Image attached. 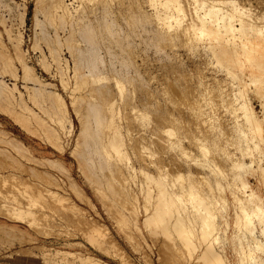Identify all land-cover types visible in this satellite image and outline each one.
<instances>
[{
  "label": "rangeland",
  "instance_id": "1",
  "mask_svg": "<svg viewBox=\"0 0 264 264\" xmlns=\"http://www.w3.org/2000/svg\"><path fill=\"white\" fill-rule=\"evenodd\" d=\"M43 1H45V0H43ZM43 1L40 0V3ZM47 1L43 2V4H42L43 7L41 5V7H42V9H41V7H37L40 4H38L37 6L34 5V0H0V34H1L0 46H3V47L6 46L5 49L4 48H2V50L0 49V51L2 52V53L0 52V55L2 54V56H0L1 57L0 58V89H1L0 90V97L3 96L2 98H0V176H1L0 178H2L1 179L2 182L0 181V264H55V263L56 264H61V263L62 264L63 263L64 264H78L80 262H82L81 264H92L91 261L93 259H96V258L98 260H100L99 262L107 261L108 264H126V263L127 264H199L198 260H196L197 259L196 257H197V255H199V252H200L201 248L204 246L205 242H203V243L201 242L199 244V247H197L194 250V252H192L191 256H189L186 251L184 252V251H182V249H174V247H172L173 245L175 246V244H179V242H180V241H178V238L175 235H174V237H175L174 243L172 245L171 242H168L169 238H167V236L165 237L163 235L164 233L162 234V233L156 232V231L152 232L149 230L150 227H148V230H147L146 229L147 226H145V224H144L145 227L143 226V223H144L143 218H145V216H147V213L152 211L154 205H151V204L154 201H150V205H149V202H145V199L143 198L142 194L138 191L136 186H134L135 180L142 178L141 176L136 174V175H133L134 178L132 176L130 178V176H129L127 179V183L129 186L125 190L126 191L125 195L130 198V199H128L130 201H126L127 203L129 202L128 204L124 201L126 204L124 207H122V204L120 203L121 201L118 202L119 198H115L118 195L116 193L120 187L117 184H115V185L112 184L113 188H114V189H112V188H110V186L112 187V185H110V184L114 182L112 180H114L113 179L114 178V172H115V170H117L118 166H117V168H116V166L114 167V165H115L114 162H110L112 160H108L110 158H107L106 156H104V154H102L100 152L99 144L89 143L88 145H86L84 143L86 138L80 137V130L78 127L80 122L78 120V116L75 115L74 111H72V105L70 103V95H69L70 89H71L70 83H71V81L73 82V79H74L73 75L75 74L76 70H77L76 74H78V75H84L86 72H92L93 75H95V74L98 75L97 77L95 76L96 78H99V76H101L100 78L105 77V76L108 77V78L105 77V78H107L106 80L105 79L101 80L100 78L97 80L95 77H93V82L90 83L91 85L88 84L89 86H91V88L88 85L86 86V84L88 82L83 83L85 78H81L82 80H79V81H82V83L80 82L82 84V86L85 85L84 88L86 90L82 89L83 87L78 85L79 89H80V87H82L81 88L83 90L82 92H85V91H88L91 89L93 91L91 93H93V94L95 93L94 95L92 94L93 98H91L89 100V103H91L92 106L95 107L94 110L88 108V105H87L88 100L85 99V97L82 99H79L78 103L76 102V104L78 106V110H79L80 115H81L80 118L82 121L86 120L87 122L92 124V122L94 120H96L97 116H101V113L102 114L105 113V108L104 107H103V109L100 108V106L102 107L101 103H103V102H101V101H102L104 96L106 98V99L104 98V102H106L108 99L112 100V98H114L115 100H117L116 102L114 101L115 107L116 106L122 107V111H120V112H121V114L123 113V120H121L120 124H119L120 130L125 131V128L132 129V127H133V129L136 128L135 130L137 131V130H139L138 127L140 126V130L142 128L141 132L143 133L142 135L144 137V140L147 139V137L148 138L150 137V132L152 131V128L155 130V128L152 126H156V124L158 126V124L160 123V118L162 119L163 117H169V119H171V121L162 122V124L160 126L169 125L172 128L174 127V129H177V134L174 137L172 136V139L174 141H177L179 146L177 147V145H176V147H165L162 142H159L158 144L153 143L150 146L156 150V153H154L155 155L150 157V159L148 158V160L150 162L162 163L163 165L167 164L169 168L167 166H165L166 170H164V172H171L172 171V173H174L175 170L180 169V171H182V173H183L184 179H186V178L189 179V177L190 178L192 177V179L195 182L197 181L196 183L200 185L199 187L202 188L203 193L210 194V192H215L218 195L219 192L216 189H212L210 187L213 183H215L214 179H216V180L218 179V176H216L215 173L210 174L209 171L202 168V166L200 165L201 164L200 161H194L193 158L194 157L199 158V160H201L203 158L201 155L202 152L198 148L197 139L199 138L198 140L204 142L205 144H208V147L210 149L209 152L211 154L208 153L206 158H208L210 161H212L215 166L221 167L220 169H222L221 172L223 173V176L224 175L226 176V177L224 176L225 178L223 181H228L230 179L231 174L233 173V170L229 165H231V161L234 158L236 159L239 156V149L236 147L237 146L236 142H238L237 140L239 138V136H237L238 129H236V128H238L237 122L239 119L236 122V119L234 116L235 115L234 112H236V110H234V107L237 104L234 105V102H233L234 99L237 98V96L231 97L232 95H234V93H232L233 92L232 91V89H233L232 84L236 83L238 81V77L243 76L242 71H240L239 68L236 66L234 68V71H232V73H231L232 76H228L231 74L225 73V71H223V69H225L224 64H228V63L221 64L220 62L219 63L216 62V60H215L216 56L215 55L210 56V53L208 51H206V49H204L205 48L203 45L204 41L200 40L198 42V40L200 38L198 40L196 39L197 42H195L194 38L191 39V37H193L194 34L184 31V29H182L183 24H181V26H179L180 28L172 30L173 32L169 31L170 34L165 33V31L162 32L161 27H159V25H157L158 24L157 21H155V19L152 20V18H151L154 15V13L152 14V11H155V10H153V8H149L150 5H147L148 4V3H146L147 0H138V1L137 0H130L132 4L129 2V0H127V1L126 0H120V1L119 0H116V1L113 0L112 1V4L114 3L113 5H111V2H110V4H109V2H103L104 8L101 6L102 2H99V1L97 3L92 2V6H91V2H89V3H87L88 7L86 6V4L83 3L82 4L83 6H80L81 9H78V5H77V2L75 0H66V3L68 4L71 12H70V16H69V13H67V15L65 14L66 15V16H64L66 19V20L64 19L65 23H63L64 17L62 19H59V20H63L61 22L63 24H60V21H58V19L56 20V16L60 18L61 12L58 11L55 7L54 8L56 10H54V8L51 9V7H53V5H50V2H52V4H54L55 3L54 1H56V0H53V1L47 0ZM122 1H123V3H122ZM133 1H136V2H133ZM238 1L243 2V3H244V1H246L245 4L246 3H248V5L251 4V7L254 9L255 12H257V9H258V11H260V10L264 11V0H244V1L238 0ZM46 2H47V4H49L51 6L49 9V11H51V13H47V11L45 12V9L49 8V6H47V4L46 5L44 4ZM93 3H94V5H93ZM107 3H108V5H110L109 7L105 6V5H107ZM126 3H128V4H126ZM138 3H140V4L138 5ZM96 4L97 5L100 4L98 7L101 10H99L96 7L97 6ZM187 6L190 7L191 3H190V5L187 4ZM82 7H84L83 8L84 12H83ZM90 7L91 8L93 7L95 9V11L93 9V11H94L93 12ZM105 7L107 8L106 10H109V11H106ZM119 7H121L122 9ZM133 7H134L135 11L137 8L136 13L133 10ZM35 8H36V10H35ZM128 8H130V10H132V11H130ZM86 9H88V10H86ZM96 9H98V10H96ZM79 10H80V12H79ZM91 11H92V13H91ZM35 12H38V13L34 14ZM53 12H54L55 17L53 15H51ZM117 12H119V15H118L119 17L116 15ZM44 13L50 14L51 17L46 18V16H48V15H46V14L44 15ZM98 13H99V15H97ZM120 13H122V14H120ZM126 13H128V14H126ZM138 13H139V16L137 15ZM107 14H108V16H107ZM143 14H145V15H143ZM149 14L150 15L152 14L151 17ZM35 16L37 18H35ZM68 16H69V19L67 20ZM78 16H79V18H78ZM98 16H99V19H98ZM122 16L124 17V19ZM130 16H132V18ZM52 17H54L55 19H53ZM107 17H109L110 19ZM49 18H52V20L51 19L48 20ZM96 18H97V20H96ZM118 18H119L120 23L119 22L116 23ZM127 18L129 20H127ZM130 18L133 19V21H131ZM139 18H140V21H139ZM143 18L145 20H143ZM153 18H155V17H153ZM36 19L38 21H36ZM125 19L129 23L128 22L126 23ZM148 19H149V21H147ZM113 20H115V21H113ZM89 21L91 22V25H90ZM83 22L84 23L86 22V23L84 24ZM94 22H95V24H94ZM100 22H102V23H100ZM112 22L115 23L114 24L115 26L116 25L117 26L115 27ZM187 22L188 21H186V23ZM193 22H188L187 24H189V23L191 24ZM194 23H197V22H194ZM35 24H37V25H35ZM103 24H104V26H103ZM105 24H107V26L109 25L110 27L106 28ZM135 24H136V26H135ZM127 25H129L131 28ZM155 25H157L158 27ZM82 27H83V29H82ZM92 28H94V29H92ZM119 28L121 30H119ZM9 29H10V31H9ZM71 29H73V31H71ZM108 29L111 31V33ZM116 29L118 31H121L123 36L120 32H117ZM124 29H125V31L130 30V33L128 32L129 33L128 34L127 31H126V33H124V31H123ZM136 29H138V30H136ZM152 29L155 32H153ZM158 29H159V31H158ZM101 30H103V32ZM179 30H181V31L179 32ZM70 31L73 33L72 35H70L71 34ZM112 31H114V33ZM182 32H184L183 35H181ZM163 33H165V35ZM113 34H114V36H113ZM167 34H169L170 36H166ZM172 34H174V35H172ZM186 34H188L190 37L188 35H187L188 36L187 37ZM190 34H192V35H190ZM73 35H75L74 38H71V36H73ZM95 35H98V36H95ZM118 35H119V37H118ZM66 36H67V39H70V42H68V43H70V45L67 44V41H69V40L66 39ZM88 36H89V38H88ZM104 37L106 40L104 39ZM161 37H162V39H161ZM167 37L169 38L168 40H167ZM178 37H179V39H178ZM180 37H181V39H180ZM20 38H21V40H20ZM76 38L79 40H77ZM174 38L175 39L177 38V39L175 40ZM65 39H66V41H65ZM112 39H113V41H112ZM128 39H129V41H128ZM165 39L167 40V42ZM160 40L163 43L165 42L167 44L163 45ZM18 41H20V43H17ZM72 41H74L76 44H77V42H79L78 43L79 45H77L79 48L77 46H75L74 42L72 43ZM121 41H122V43H121ZM126 41H127L128 45H127ZM169 41H171V42H169ZM109 42H111V43H109ZM112 42L114 45H112ZM129 42H131V44ZM168 42L170 43V45ZM71 43H72V46H71ZM101 43H103V44H101ZM14 44H16L17 46L19 45V48H21V51H19L20 49L15 50L13 47L16 45H14ZM122 44H125L124 45L125 47ZM160 44H161V46H160ZM80 45H81V47H80ZM129 45H130V48H129ZM68 47H70V50ZM97 47H99V48H97ZM16 52H18L17 55H16ZM19 52H22V55H24V56H21V53H19ZM74 53H75V55H74ZM114 53H115V55H114ZM5 54H7V55H5ZM19 54H20V56H19ZM3 55L5 57L7 56L8 58H10L9 59L10 64L8 63L10 65V67L9 66L7 67L6 63L4 64V61L8 60V58L7 59L5 58V60H4ZM89 57H90V59H89ZM2 58L4 61H2ZM16 58L19 59L20 61H17ZM22 59H24V60H22ZM11 60H13V61H11ZM23 63L26 65H23ZM135 63L137 66H134ZM82 64H83V66H82ZM131 64H132V66H131ZM22 67H24L25 69L27 67V69L26 70L24 69V70L26 71V75L29 78L31 75H33L35 77L34 78L33 76H31V78H33L32 81H31V78H30V80L27 79V76L25 75L24 70H22ZM64 67H66V68H64ZM96 68L97 69L99 68L98 69L99 72L97 71ZM128 68L130 70L126 71V69H128ZM30 69L32 70V73H31ZM61 69H63V70H61ZM81 69H82V71H81ZM106 69H107V71H106ZM121 71H123V72H121ZM125 71H126V73H125ZM22 72H23V74H22ZM129 72H130V75H129ZM63 73H64V75H63ZM100 73H101V75H99ZM120 73L123 74L124 76L121 75ZM126 74H127L128 78L125 77ZM233 74H235V75L233 76ZM22 75L26 76V79ZM59 75L66 76V77H62ZM117 75L119 76V78ZM152 75H154L155 77ZM114 76L116 79L113 78ZM129 76H130V78H129ZM22 77H24L25 81H24V79H22ZM36 77H37V79H36ZM224 78H226V79H224ZM61 79H62V82H61ZM66 79H68V80H66ZM86 80H88V79H86ZM115 80H120L123 82V84L125 83L124 84L125 90L123 92L122 98L118 95V93L116 94V92L114 91V85H115L114 83H117V81L115 82ZM36 81H39L40 83H42L43 86L38 88L39 87L38 82L36 83ZM64 81H66L65 82L66 85H64ZM67 81H68V83L70 82L69 85L67 84ZM98 81H100V82H98ZM120 81H118V82H120ZM92 83H94L93 86H92ZM44 84H46V85L44 86ZM221 84H223V85H221ZM166 85L168 86V88ZM78 86H77V88H78ZM97 86L98 87L102 86L101 93H99L100 88H98ZM5 87H9V89L10 88L11 89L9 90L8 88L6 89ZM86 87L87 88L89 87L90 89L89 88L87 89ZM30 88L32 89V91H30L31 90ZM3 89H5V91ZM38 89H40V90L42 89V91H40ZM79 89L77 91H79ZM2 90H3V92L1 93ZM6 90H9L7 92L10 93V96L7 95L8 98H10V100L8 99L10 101L9 103L7 102L8 100L6 99V97H7L6 96V94H7ZM172 90H176V92L172 91ZM43 91H44V93H43ZM53 91H54V93H53ZM31 92H32V94L33 93H35V94L31 95L30 94ZM170 92L171 93L173 92L172 100H169L170 99L169 97L171 96L169 94ZM18 93H19V96H18ZM36 93L38 95H36ZM39 93H41V94H39ZM46 93H48L50 96L47 95ZM72 93H75V91ZM85 93H89V92H85ZM53 94H55V95H53ZM101 94H103V96H101ZM39 95H41V96H39ZM98 95L100 96V99H101V100L99 99L100 101L98 100V98H99ZM31 96H33V97H31ZM94 96H95V98H94ZM53 97H56L57 100H59V98H61V100H60L61 103H60V101L58 103L59 104L58 110L56 109L58 101L56 100L55 103H53L55 100V99L53 100ZM3 98H5L6 100ZM31 98L33 100H31ZM231 98H233V99H231ZM123 99L126 103L123 101ZM229 99L232 101V103ZM227 100H229V101H227ZM5 101H6V103H5ZM62 101L64 104L67 103L68 107H67V105L66 106L64 105V107L62 108L61 107L63 105ZM24 104L29 108H27ZM54 104H56V105H54ZM79 104H81L82 106ZM108 104H110V103H108ZM252 104L256 110H259L258 102L255 99H252ZM4 105L7 106L10 109V111H9V109H6L7 107H5ZM131 105L132 106L134 105L132 107V109H135L137 107L139 112H141L143 110V107L145 106L146 108L144 107V109L146 110V112L149 113L148 118H150L149 121L151 122L152 125L150 123L149 124L147 123L148 120L146 121V125L141 124V122L144 123V121H145L143 119L140 120V118L138 119L137 117H135L136 119L134 120L133 119L134 118L133 113L128 112V109H129L128 107ZM23 106H25V107H23ZM83 106H84V109H83ZM141 106H142V108H141ZM65 107H67V108H65ZM123 107H125V108L123 109ZM23 108H25V110ZM137 108H136V111H137ZM59 109H61V110L59 111ZM62 109L63 110L65 109V110L63 111ZM21 110L24 111L25 114L23 112H22L23 114H21V112H20ZM28 110L30 111L29 113H28ZM54 110H56V111H54ZM66 110H69V111H66ZM107 110H109V109H107ZM65 111L67 112L68 116L65 115V113H66ZM100 111H101V113H97ZM18 112L20 113V115ZM32 112L34 115L32 114ZM239 112H241L240 109L236 112V114ZM11 113H12V116H11ZM13 113H15V114H13ZM47 113H49L50 115ZM55 113H56V115H55ZM129 113L132 116H129L130 115ZM27 114H29V115L27 116ZM62 115H63V117H62ZM159 115H160V117H158ZM18 116H19V119H18ZM21 116L24 118V122H23L24 126L22 123L23 119ZM64 116L66 118H64ZM106 116H108V111L106 113ZM26 117H27L29 122L27 121V119L25 120ZM28 117L29 118L31 117L30 120ZM69 117L74 123L73 130H69V129H71V128H69V126H70L69 123L71 122V120H68ZM37 118H38V120H37ZM50 118H52V119H50ZM53 118H55V119H53ZM59 118L62 120H60ZM209 119H210V121H209ZM57 120H59V121H57ZM107 120L108 119L106 117V120L104 119L103 122H107ZM45 121H46V123H45ZM65 121H66V123H65ZM25 122H27V123H25ZM59 122H61V125H60L61 128L59 126V124H60ZM137 122L139 123L138 126H137ZM55 123L57 126L54 125ZM21 124H22V127H21ZM36 124H38V126H40V124H41L40 127H42V128H40V127L36 128V126H37ZM44 124L45 125L48 124V125L45 126ZM62 124H64V125H62ZM135 124H136V127H135ZM26 125L28 126L27 129H25L27 127ZM29 125H30V127H29ZM42 125H44V127ZM34 126L37 130L34 128ZM233 126H234V128H233ZM198 127H199V129H198ZM45 128H46V131H45ZM33 130H35V131H33ZM41 130H42V132H41ZM63 130L66 131L67 133L64 132ZM94 130H95V128L93 127V124H92V131H94ZM32 131L36 132V133H34L36 135H33ZM37 131H38V134H37ZM2 132H4V133H2ZM8 134H12V135L8 136ZM47 135L50 138H48ZM165 135H167V134H164L163 136H165ZM236 136H237V138H236ZM6 138H8V139H6ZM77 138H78V140H77ZM12 139H16V141L18 139L17 142L20 143L22 141L25 144L22 142L19 144L15 140H12ZM161 139L162 138H160L159 140H161ZM8 142H9V144H8ZM12 143L15 145L17 144L16 147ZM137 143H138V141H135L134 144H137ZM229 143H230V145H229ZM21 144L23 146L24 145L26 146V147L25 146L24 147L27 149V152H26V149L21 146ZM131 144H133V142ZM134 144H133V146H135ZM181 147H183V148H181ZM21 148H22V150H21ZM73 149L75 151L72 152ZM17 150H19V151H17ZM23 150H25V151H23ZM89 150L91 152H89ZM93 150H94V152H93ZM126 150H127L128 159L123 161L125 163L122 166L123 169L126 166L132 165V164L134 166L138 167L140 162H139V158H137V155L135 152L136 150L134 151L130 147L127 148ZM183 150H185L186 152ZM223 150H225V151L223 152ZM81 151H82V153H81ZM6 152H7V154H6ZM8 152H9V154H8ZM25 153H26V155H25ZM90 154H92V155H90ZM105 157L107 158V160ZM210 157H211V159H210ZM215 157H216V160H215ZM191 158L193 161L191 160ZM213 158H214L215 162L213 161ZM40 160H42V163ZM57 160L58 161L60 160L58 162L59 164L56 162ZM95 161H97V162H95ZM11 162H12V164H11ZM123 162L122 163L120 162L121 164H118V165H122ZM195 162L196 163L198 162V164H196ZM221 162H222V164H221ZM8 163H10L11 165L10 164L8 165ZM95 163L97 164V166ZM112 163L114 165H112ZM88 164H90V165H88ZM79 165H81V166L79 167ZM12 166H15V167H13V169H12ZM109 167H111L112 169ZM122 167H119V168L122 169ZM98 168L100 171H98ZM79 169L82 172L84 171L83 174H82V172H80ZM15 170H17V171H15ZM124 171H126V170L124 169ZM116 172H119V170ZM107 173H108V175H107ZM153 173L155 174L156 172H153ZM7 175H8V178H6ZM9 175L11 176V178ZM109 175L112 177H109ZM13 176H14V181H17L18 186H17V183L12 182L11 179L13 178ZM36 176H37V179L35 178ZM166 176H167V178L174 177L173 175L171 176L169 174L168 175L166 174ZM39 177H41V179ZM5 178L8 181H6ZM108 178H112V179H109V180H111V182L108 180ZM4 180L6 181V183L8 182L7 183L8 185L4 182ZM101 180H102V183H101ZM55 181L57 184L55 183ZM203 181H205V182H203ZM249 181L254 183L252 177L249 178ZM3 182L5 183V185ZM19 182H20V184H19ZM21 182L26 183V185H24V183H21ZM42 182H43V184H42ZM94 182H95V184H93ZM1 183L4 186H2ZM13 183H14V185H13ZM30 183H31V188H30V190L29 189L27 190V188H29L28 184H30ZM44 183L47 184L48 186L45 185ZM90 183H92V184H90ZM205 183H207V184H205ZM21 184L24 185L23 186L24 189L21 188L22 187ZM103 184L106 185L105 190H104ZM208 184H210V185H208ZM34 185H35V188H34ZM55 185H57V186H55ZM19 186H21V187H19ZM38 186H39V188L40 187L41 188L39 189ZM207 187H210V191H209V188L207 189ZM12 188H14V189H12ZM16 188H18L19 190ZM25 188L27 191H30L31 193L33 191V193H32L33 195H34V193L36 195L37 191L40 190L39 194L37 193L38 194L37 196H39V197H40V195L41 196L46 195V196H43L42 198L38 199V201L37 200L35 201V199H37V197L34 195V200H32L33 196L32 195L30 196V192L25 191ZM43 188H44V190H43ZM46 188H48L49 190ZM109 188L112 189V191L108 190ZM175 188H177V187L175 186L174 189ZM35 189H36V191H35ZM6 190H7V192H6ZM17 190L20 194L17 192ZM47 190L51 194H52V190H56L57 192H55V194L57 193V196L59 195V193L63 194L60 196H61V198H64L63 200H65V201L63 202V200H62V202H54V204H53L52 203L53 199L51 200V198L57 197V196L55 195L52 197L51 194L48 195L49 193ZM102 190L107 192V193L103 194L104 192ZM11 191H13V192H11ZM43 191H45V193ZM23 192L24 193L27 192L26 194H28V197L30 196L29 198H31V199H29V202H35L37 204L28 203L27 195L25 194V196H26V199H25ZM112 192H114V193H112ZM5 193L7 194L6 196L4 195ZM18 194H19V196H18ZM97 194H100V195L102 194V196L100 197L102 199H99V195H97ZM77 195H78V197H77ZM225 195H226V197L229 198L231 196V193L229 191H226ZM12 196L15 197L14 199L16 202L15 201L13 202L14 199H12L13 198ZM21 196H23V197H21ZM104 196L106 198H104ZM134 196H136V198H134ZM7 197L8 198L12 197V198L7 199ZM43 198H46L47 201L45 199L43 200ZM113 198H114V200H113ZM59 199L56 201H60ZM115 199H117V202ZM134 199H136V200H134ZM8 200H9V202H8ZM18 200H20V202L22 200V202L20 203ZM48 200H49V202H48ZM66 200L69 202H67ZM142 200H143V202H142ZM17 202H18V204H17ZM26 202L28 204L27 206H26ZM65 202H66V205H64ZM104 202H106V204H104ZM47 203H48V205H47ZM51 203L55 206H53ZM72 204L74 207H72V206L70 207V205H72ZM8 205H9V207H8ZM35 205H36V207H34ZM49 205H51V207ZM107 205H109V207H107ZM18 206H19V208H18ZM23 206H26V208ZM31 206H33L34 208L32 207V209H31ZM60 206L66 207V209L61 208V210H60V208H59ZM35 208H37V209H35ZM143 208L147 209L145 213L143 212L144 211ZM26 209H28V210L26 211ZM236 209H237V211H240L239 208H237L236 206H229L225 211V215H226L224 217L225 220H223L221 218V215L223 214V212L218 213V221L220 223V224L218 223V227L220 228L219 231L222 235V238L228 237L229 239L228 240L225 239L224 242H223V240L218 241L219 243H217L215 245L216 250L215 249L214 250L217 251L218 253L220 252V254H223L225 256L224 259H225L227 264H237L238 254L236 253V251H234L233 248H234V245H237L238 243L235 244L231 240V237H233L236 234H242L241 231L238 230V228L234 227L232 224L233 220H234V211H236ZM12 210L15 211L19 217L17 215H15L16 213L13 214ZM17 210H19V211H17ZM20 210L22 213L20 212ZM41 210L43 213L41 212ZM31 211H32V214H29V217H28L27 214L31 213ZM36 211H38V212H36ZM5 212L11 213L12 216H11V214L6 215ZM18 212H20V213H18ZM24 212L26 214H24ZM134 212L136 213V217H134L132 215ZM43 214L45 215V217ZM31 216H32V218H31ZM14 217H16V218H14ZM20 218L23 220H21ZM117 218H119L121 225L117 224V221H116ZM166 218H168V217H166ZM33 222L36 223L37 226ZM87 223L91 224V225H89L91 227H88L86 225ZM102 224H103V226H102ZM226 224H228V225H226ZM96 225H100V230L102 229V227H103V229L107 228L108 232L104 233V231L106 229H104V230L102 229L101 231H99L100 236L98 234H96V232H94V236H92V233L90 234L91 230L89 228H94ZM86 226L88 227V230H87ZM196 226H197V223H196ZM84 231H86V233ZM148 231H150V233ZM171 231L174 233L173 229L171 230V228H169V232H171ZM155 233H157V234H155ZM104 235L107 236L109 239V240L107 239L108 241H106V238H105V240H104L105 243L101 239V236L103 238L105 237ZM165 235H166V233H165ZM244 235H245V237L241 238V245L239 247V249H241L239 252L241 255H244L248 250V248L246 246V238L251 237L248 232H246ZM96 236H99V237H96ZM89 237H90V239L92 237H95V240L93 239L94 242L91 241L92 239L89 241V239H88ZM110 238L112 240L114 239V241L116 242V244H114V246H120V248L119 247L115 248L112 245H111L112 246V248H111V246L107 244L110 241ZM127 239H129V240H127ZM170 241H172V240H170ZM199 241H200V239H199ZM95 242H96V245L94 244ZM97 243H99V244H97ZM100 245L103 246L101 248H103L106 253L109 252V254L104 253L103 249L100 250L99 249ZM104 245H106V246H104ZM168 245H170V246H168ZM164 246H166V247L164 248ZM114 248L117 251L114 250ZM66 249H67V251H66ZM58 251L60 254L58 253ZM65 252H66V254H65ZM124 252H125V254H124ZM56 254L58 256H56ZM68 254H69V256H68ZM111 254H113L115 256L112 255V257H111ZM187 255H188V257H186ZM81 257H82V259H81ZM58 258L60 261L58 260ZM60 258H62V259H60ZM189 258H191V259H189ZM73 260H74V262L76 261L77 263L76 262L73 263ZM83 260H85V261H83ZM124 261H126V262H124ZM95 264H99V263L95 262Z\"/></svg>",
  "mask_w": 264,
  "mask_h": 264
},
{
  "label": "bare ground",
  "instance_id": "2",
  "mask_svg": "<svg viewBox=\"0 0 264 264\" xmlns=\"http://www.w3.org/2000/svg\"><path fill=\"white\" fill-rule=\"evenodd\" d=\"M43 1V0H42ZM47 1V0H45ZM43 1V2H45ZM50 1H53V0H50ZM77 2V5H78V9H81L80 6H83L82 4H86V6L88 7V4L89 2H91V6H92V2H102V7H103V2H111V5L112 4V1L113 0H75ZM116 1V0H115ZM114 1V2H115ZM120 1V0H119ZM118 1V2H119ZM127 1V0H126ZM138 1V0H137ZM244 1V0H243ZM43 2L40 3V0H34V5L37 6L38 4H40L39 6L37 7H41V5L43 4ZM48 2V1H47ZM44 3L45 5L47 4ZM55 2V3H54ZM52 4V2H50V5H53V7H51L49 4H47V6H49V8H46L45 9V12L47 11V13H51V11H49L50 7L51 9L52 8H56L58 11H60V18L56 16V20L58 19V21H60V24H63L65 23V17L67 15V13H69V16H70V8L68 6V4L66 3V0H56L54 1ZM129 2L131 3V1L129 0ZM128 2V3H129ZM133 2H136V1H133ZM246 1L243 2H240L238 0H147L146 3H148L147 5H150L149 8H153V10L155 11H152V14L154 13V15L151 17L152 20L155 19V21H157V25H159V27H161V31H165V33H169V31H172L174 29H178L180 28L179 26H181V24H183V28L184 31L186 32H189V33H193V37H191V39H195V42L196 39L198 40V42L200 40L204 41L203 42V45H204V49H206V51H208L210 53V56L211 55H215V60L216 62H220L221 64H224V63H228V64H224L225 66V69H223V71H225V73H228V74H231L232 71H234V68L237 66L239 68L240 71H242V77H238V81L236 83H231L233 86V89H232V93H234V95H232L231 97H234V96H237V98L234 99V105L237 104L235 107H234V110H236V112L240 109L241 112L235 113V119H236V122H237V127L236 129H238V134L237 136H239L238 138V142L237 143V148L239 149V156L235 159H233L231 161V165H229L232 170H233V173L231 174V177L228 181H223L225 177L223 176V173L221 172L222 169H220L221 167H218V166H215L213 164L212 161H210L207 157V154H211L209 151V147H208V144H205L204 142L198 140L197 138V142H198V148L199 150L202 152L201 155H202V159L199 160V158H193L194 161H200V165L202 166V168L206 169L207 171H209V173H215L216 176H218V179H214L215 180V183H213L210 187L212 189H216L219 193L217 195V193L215 192H210V194L208 193H203L202 192V188L199 187L200 185L197 184L193 179L192 177L189 179H184V176H183V173L182 171H180V169L178 170H175L174 173L171 172H164V170H166V167H168L167 164L163 165L162 163H156V162H150L148 160V158L150 159V157L154 156L156 153V150L154 148H152L150 145H152L153 143H159V142H162L163 145L165 147H177L179 146L178 145V142L177 141H174L172 139V136L174 137L176 134H177V129H174V127L172 128L171 126L169 125H162V122H169L171 121V119H169V117H163L162 119L160 118V123L156 124V126H152L155 128V130L152 128V131L150 132V137L147 139L144 140V137H143V133L141 132L140 130V126L138 127L139 130H135L136 128L133 129H130V128H125V131H122L120 130V127H119V124H120V121L123 120V113L121 114L120 111H122V107H115V103L114 101L116 102L117 100H115L114 98H112V100L108 99L106 102H104V98L105 96L103 97L102 101L103 103L102 104V107L100 106V108L103 109V107L105 108V113H101L100 112H97V113H101V116H97L96 117V120H94L92 122L93 124V127L95 128L94 131H92V124L87 122L86 120L82 121L81 120V115H80V112L78 110V106L76 104V102L78 103V100L79 99H82L85 97V99H87L88 101V108L89 109H92L94 110L95 107L92 106L91 103H89V100L91 98H93L92 96L95 94L91 93L93 92L90 88L91 85L90 83L93 82V77H97L98 75H93L92 72H86L84 75H78L75 74L73 75V82L71 81V85H70V103L72 105V111H74L75 115L78 116V120H79V130H80V137H84L86 138L84 143L86 145H88L89 143H97L99 144V149H100V152L102 154H104V156H106L107 158H110L108 160H112L110 162H114V164L112 163V165H114V167L118 166L117 170H115L114 172V181L113 183H111L110 185L112 184H117L120 188V190L118 189L117 193L118 194L115 198H119L118 202L121 201L120 203L122 204V207L125 206V204L127 203L126 201H130L128 199H130L128 196L125 195V190L127 189V187L129 186L128 183H127V179L128 177L131 176L133 177V175H136L138 174L139 176H141L142 178L140 179H137L135 180L134 182V186H136V188L138 189V191L142 194L143 198L145 199V202H149V205H150V201H154L151 205H154L153 206V209L151 212L147 213V216H145V218H143V226L145 224V226H147V230H148V227L150 231H156V232H160V233H164L163 235L167 238H169L168 242H171V244L173 245L174 243V235L178 238V241L179 244H175V246L173 245L172 247H174V249H182V251H186L187 254L189 256H191L192 252H194V250L199 247V244L202 242H205L204 246L201 248L200 252H199V255H197V259L199 264H227L225 259H224V255L223 254H220V252L218 253L217 251H215V245L217 243H219L218 241H222L223 242L226 240H228L229 238L226 237V238H222V235L220 233V228L218 227V213H222L223 214L221 215V218L223 220H225V211L226 209L229 207V206H236L237 208H239L240 211H234V220H233V226L238 228V230L241 231L242 234H236L234 235L233 237H231V240L237 244V245H234V251H236V253L238 254V258H237V264H264V11L260 10L258 11L257 9V12L254 11V9L251 7V4L248 5V3L245 4ZM49 3V2H48ZM93 3V5H94ZM121 3V2H120ZM123 3V1H122ZM126 3V4H128ZM142 3V2H141ZM191 3V6H187V4L190 5ZM101 4V3H100ZM100 4H96L95 6L101 10L98 6ZM132 4V3H131ZM140 3H138L139 5ZM44 5V6H45ZM108 5V3H107ZM105 5L106 7H109L110 5ZM125 5V4H124ZM130 5V4H129ZM94 6V7H95ZM121 6V5H120ZM131 6V5H130ZM136 6V5H135ZM43 7V5H42ZM41 7V9H42ZM105 7V10L107 9ZM117 7V6H116ZM115 7V8H116ZM124 7V6H123ZM138 7V6H137ZM54 8V10H56ZM84 7H82L83 9ZM91 8V7H90ZM104 8V7H103ZM121 8V7H119ZM155 8V9H154ZM257 8V7H256ZM77 9V10H78ZM89 9V8H88ZM86 9V10H88ZM92 11H93V7L91 8ZM96 9V10H98ZM122 9V8H121ZM130 10V8H128ZM36 10V8H35ZM34 10V11H35ZM39 10V9H38ZM74 10V9H73ZM104 10V11H105ZM117 10V9H116ZM128 10V11H129ZM133 10L135 11L134 7H133ZM144 10V9H143ZM149 10V9H148ZM44 11V10H43ZM57 11V12H58ZM91 11V13H92ZM95 11V9H94ZM93 11V12H94ZM106 11H109V10H106ZM123 11V10H122ZM121 11V12H122ZM132 11V10H130ZM55 12V11H54ZM54 12L51 14L55 17L54 15ZM80 12V10H79ZM83 12H84V9H83ZM97 12V11H96ZM101 12V11H100ZM99 12V13H100ZM137 12V8H136V11L135 13ZM139 12V11H138ZM142 12V11H141ZM38 12H35L34 14H36ZM47 13H44V15H48L46 16V18L48 17H51L50 14H47ZM89 13V12H88ZM87 13V14H88ZM99 13L97 15H99ZM104 13V12H103ZM131 13V12H130ZM133 13V12H132ZM134 13V14H135ZM146 13V12H145ZM150 13V12H149ZM63 16H62V15ZM66 14V15H65ZM94 14V13H93ZM122 14V13H120ZM128 14V13H126ZM148 14V13H147ZM50 15V16H49ZM82 15V14H81ZM105 15V14H104ZM103 15V16H104ZM110 15V14H109ZM115 15V14H114ZM117 16L119 15V12H117L116 14ZM130 15V14H129ZM139 16V13L137 14ZM145 15V14H143ZM37 16V15H36ZM35 16V18H37ZM69 16L67 17V20L69 19ZM74 16V15H73ZM101 16V15H100ZM102 16V17H103ZM108 16V14H107ZM142 16V15H141ZM54 17H52L53 19H55ZM64 17V18H63ZM72 17V16H71ZM85 17V16H84ZM119 17V16H118ZM123 17V16H122ZM129 17V16H128ZM132 18V16H130ZM155 17V18H153ZM52 18H49L48 20H52ZM63 20H59V19H62ZM77 18V17H76ZM79 18V16H78ZM109 18V17H107ZM106 18V19H107ZM130 18V19H131ZM142 18V17H141ZM145 18V17H144ZM143 18V20H145ZM149 18V17H148ZM89 19V18H88ZM94 19V18H93ZM98 19H99V16H98ZM110 19V18H109ZM108 19V20H109ZM124 19V17H123ZM136 19V18H135ZM150 19V18H149ZM149 19L147 21H149ZM75 20V19H74ZM90 20V19H89ZM97 20V18H96ZM95 20V21H96ZM102 20V19H101ZM127 20H129L127 18ZM142 20V19H141ZM36 21H38L36 19ZM54 21V20H53ZM52 21V22H53ZM63 21V23H61ZM72 21V20H71ZM115 21V20H113ZM131 21H133V19H131ZM139 21H140V18H139ZM186 21L188 22H197V23H189L187 24ZM67 22V21H66ZM76 22V21H75ZM90 22V21H89ZM110 22V21H109ZM119 22V18L117 19L116 23ZM125 22L127 23L128 21H126L125 19ZM136 22V21H135ZM134 22V23H135ZM38 23V22H37ZM69 23V22H68ZM84 23V22H83ZM86 23V22H85ZM84 23V24H85ZM102 23V22H100ZM111 23V22H110ZM113 23V22H112ZM120 23V22H119ZM129 23V22H128ZM133 23V24H134ZM139 23V22H138ZM143 23V22H142ZM151 23V22H150ZM149 23V24H150ZM75 24V23H74ZM93 24V23H92ZM95 24V22H94ZM115 23H113L114 25ZM140 24V23H139ZM138 24V25H139ZM153 24V23H152ZM37 25V24H35ZM71 25V24H70ZM76 25V24H75ZM82 25V24H81ZM90 25H91V22H90ZM99 25V24H98ZM106 25V28L110 27L109 25L107 26ZM123 25V24H122ZM155 25V26H157ZM104 26V24H103ZM112 26V25H111ZM115 26V25H114ZM117 26V25H116ZM115 26V27H116ZM129 26V25H127ZM132 26V25H131ZM136 26V24H135ZM72 27V26H71ZM70 27V28H71ZM88 27V26H87ZM114 27V28H115ZM119 27V26H118ZM124 27V26H123ZM130 27V26H129ZM128 27V28H129ZM139 27V26H138ZM158 27V26H157ZM113 28V27H112ZM121 28V27H120ZM119 28V30H121ZM125 28V27H124ZM131 28V27H130ZM153 28V27H152ZM75 29V28H74ZM83 29V27H82ZM94 29V28H92ZM97 29V28H96ZM99 29V28H98ZM123 29V28H122ZM157 29V28H156ZM163 29V30H162ZM181 29V30H182ZM109 30V29H108ZM113 30V29H112ZM117 30V29H116ZM138 30V29H136ZM135 30V31H136ZM179 30V32L181 31ZM5 31V30H4ZM7 31V30H6ZM10 31V29H9ZM8 31V32H9ZM71 31H73V29H71ZM70 31V35H72L73 33ZM92 31V30H91ZM94 31V30H93ZM100 31V30H99ZM103 32V30H101ZM110 31V30H109ZM124 33H127L129 32L130 33V30H126L125 29L123 30ZM134 31V32H135ZM153 31V29H152ZM159 31V29H158ZM183 31V30H182ZM75 32V31H74ZM82 32V31H81ZM105 32V31H104ZM114 33V31H112ZM116 32V31H115ZM117 32H120L122 34L121 31H118ZM116 32V33H117ZM155 32V31H153ZM161 32V33H162ZM173 32V31H172ZM185 32V33H186ZM88 33V32H87ZM92 33V32H91ZM96 33V32H95ZM111 33V31H110ZM128 33V34H129ZM165 33H163L165 35ZM178 33V32H177ZM184 32H182L181 35H183ZM9 34V33H8ZM170 34V33H169ZM169 34H167L166 36H170ZM85 35V34H84ZM103 35V34H102ZM125 35V34H124ZM127 35V34H126ZM174 35V34H172ZM177 35V34H176ZM175 35V36H176ZM180 35V34H179ZM188 34H186L187 36ZM192 35V34H190ZM1 36V34H0ZM9 36V35H8ZM34 36V35H33ZM69 36V35H68ZM75 35L71 36V38H74ZM87 36V35H86ZM95 36H98V35H95ZM110 36V35H109ZM114 36V34H113ZM121 36V35H120ZM123 36V34H122ZM128 36V35H127ZM189 36V35H188ZM187 36V37H188ZM20 37V36H19ZM93 37V36H92ZM117 37V36H116ZM119 37V35H118ZM172 37V36H171ZM170 37V38H171ZM186 37V38H187ZM190 37V36H189ZM57 38V37H56ZM89 38V36H88ZM113 38V37H112ZM166 38V37H165ZM184 38V37H183ZM18 39V38H17ZM66 39H67V36H66ZM65 39V41H66ZM77 39V38H76ZM105 39V37H104ZM117 39V38H116ZM119 39V38H118ZM127 39V38H126ZM162 39V37H161ZM169 38L167 37V40ZM175 39V38H174ZM177 39V38H176ZM175 39V40H176ZM179 39V37H178ZM181 39V37H180ZM1 40V39H0ZM21 40V38H20ZM59 40V39H58ZM69 41H67V44L70 45V39H67ZM72 40V39H71ZM74 40V39H73ZM79 40V39H77ZM89 40V39H88ZM102 40V39H101ZM106 40V39H105ZM109 40V39H108ZM121 40V39H120ZM166 40V39H165ZM166 40V42H167ZM183 40V39H182ZM188 40V39H187ZM17 41V40H16ZM75 41V40H74ZM72 41V43L74 42ZM113 41V39H112ZM123 41V40H122ZM121 41V43H122ZM129 41V39H128ZM161 41V40H160ZM173 41V40H172ZM189 41V40H188ZM187 41V42H188ZM12 42V41H11ZM77 42V41H76ZM81 42V41H80ZM162 42V41H161ZM171 42V41H169ZM168 42V43H169ZM191 42V41H190ZM189 42V43H190ZM193 42V41H192ZM16 43V42H15ZM17 43H20V41H18ZM72 43H71V46H72ZM79 42H77V44L74 42V45L77 46L79 45L78 44ZM91 43V42H90ZM106 43V42H105ZM111 43V42H109ZM125 43V42H124ZM127 43V41H126ZM131 44V42H129ZM179 43V42H178ZM2 44V43H1ZM84 44V43H83ZM103 44V43H101ZM162 44H167V43H163ZM195 44V43H194ZM3 45V44H2ZM16 45V44H14ZM99 45V44H98ZM97 45V46H98ZM105 45V44H104ZM112 45L113 42H112ZM123 46L125 44H122ZM121 45V46H122ZM128 45V43H127ZM126 45V46H127ZM133 45V44H132ZM170 45V43H169ZM175 45V44H174ZM178 45V44H177ZM5 46V45H4ZM161 46V44H160ZM1 50L2 48L5 49V47L3 46H0ZM78 47V46H77ZM81 47V45H80ZM125 47V46H124ZM133 47V46H132ZM173 47V46H172ZM186 47V46H185ZM15 50L17 49H20L19 51H21V48H19V45L17 46H14L13 47ZM69 50H70V47H68ZM79 48V47H78ZM77 48V49H78ZM99 48V47H97ZM119 48V47H118ZM128 48V47H127ZM129 48H130V45H129ZM90 49V48H89ZM93 49V48H92ZM105 49V48H104ZM111 49V48H110ZM113 49V48H112ZM124 49V48H123ZM7 50V49H6ZM80 50V49H79ZM83 50V49H82ZM95 50V49H94ZM76 51V50H75ZM1 52V51H0ZM4 52V51H3ZM8 52V51H7ZM74 52V51H73ZM100 52V51H99ZM119 52V51H118ZM2 53V52H1ZM9 53V52H8ZM18 52H16V55H17ZM21 53V56H24L22 55V52H19ZM111 53V52H110ZM113 53V52H112ZM121 53V52H120ZM123 53V52H122ZM99 54V53H98ZM102 54V53H101ZM7 55V54H5ZM9 55V54H8ZM75 55V53H74ZM115 55V53H114ZM122 55V54H121ZM133 55V54H132ZM168 55V54H167ZM2 56V54L0 55ZM20 56V54H19ZM170 56V55H169ZM11 57V56H10ZM18 57V56H17ZM54 57V56H53ZM76 57V56H75ZM214 57V56H213ZM1 58V57H0ZM3 58L5 60V58L7 59L8 57L4 56L3 55ZM2 58V61H4ZM12 58V57H11ZM21 58V57H20ZM24 58V57H23ZM119 58V57H118ZM121 58V57H120ZM173 58V57H172ZM10 58H8V60H5L4 61V64L6 63V66L10 67ZM17 59V58H16ZM53 59V58H52ZM90 59V57H89ZM130 59V58H129ZM24 60V59H22ZM26 60V59H25ZM55 60V59H54ZM128 60V59H127ZM126 60V61H127ZM131 60V59H130ZM203 60V59H202ZM214 60V61H215ZM8 61V62H7ZM13 61V60H11ZM17 61H20L19 59H17ZM16 61V62H17ZM98 61V60H97ZM103 61V60H102ZM25 62V61H24ZM104 62V61H103ZM213 62V61H212ZM9 63V64H8ZM20 63V62H19ZM18 63V64H19ZM76 63V62H75ZM113 63V62H112ZM111 63V64H112ZM143 63V62H142ZM120 64V63H119ZM124 64V63H123ZM23 65H26L23 63ZM22 65V66H23ZM129 65V64H128ZM21 66V65H20ZM80 66V65H79ZM83 66V64H82ZM101 66V65H100ZM121 66V65H120ZM132 66V64H131ZM134 66H137L136 63ZM139 66V65H138ZM12 67V66H11ZM29 67V66H28ZM104 67V66H103ZM116 67V66H115ZM31 68V67H30ZM66 68V67H64ZM100 68V67H99ZM98 68V69H99ZM106 68V67H105ZM122 68V67H121ZM136 68V67H135ZM25 68L22 67V70H24ZM27 69V67H26ZM25 69V70H26ZM29 69V68H28ZM60 69V68H59ZM97 69V68H96ZM97 69V71H98ZM124 69V68H123ZM24 70V73L26 75V71ZM31 70V69H30ZM63 70V69H61ZM73 70V69H72ZM104 70V69H103ZM127 70H130L129 68L126 69ZM29 71V70H28ZM27 71V72H28ZM82 71V69H81ZM107 71V69H106ZM125 71V73H126ZM99 72V71H98ZM113 72V71H112ZM123 72V71H121ZM133 72V71H132ZM140 72V71H139ZM138 72V73H139ZM179 72V71H178ZM31 73H32V70H31ZM62 73V72H61ZM74 73V72H73ZM136 73V72H135ZM235 73V72H234ZM23 74V72H22ZM28 74V73H27ZM121 74V73H120ZM227 74V75H228ZM64 75V73H63ZM67 75V74H66ZM101 75V73L99 74ZM123 75V74H121ZM129 75H130V72H129ZM235 74H233L234 76ZM24 76V75H22ZM27 76V75H26ZM26 76L25 79H26ZM33 76V75H31ZM30 76V78H31ZM59 76H62V75H59ZM103 76V75H102ZM118 76V75H117ZM124 76V75H123ZM132 76V75H131ZM154 76V75H152ZM228 76H232L231 75H228ZM24 77H22V79H24ZM34 77V76H33ZM62 77H66V76H62ZM95 77V78H96ZM101 76H99L100 78ZM107 77V76H105ZM105 77H102L100 78L101 80L102 79H107ZM127 74H126V76ZM155 77V76H154ZM30 78L27 76V79L30 80ZM35 78V77H34ZM68 78V77H67ZM81 78H85L84 79V82L83 83H87L86 86L88 85L89 89L88 91H85V92H89V93H85V92H82L84 90H86L84 88V86H82V81H79V80H82ZM94 78V79H95ZM99 78H96L97 80ZM115 78V76L113 77ZM119 78V76H118ZM117 78V79H118ZM126 78V79H127ZM130 78V76H129ZM24 79V81H25ZM33 78H31V81H32ZM37 79V77H36ZM88 79V80H86ZM91 79V80H90ZM116 79V78H115ZM135 79V78H134ZM152 79V78H151ZM150 79V80H151ZM226 79V78H224ZM68 80V79H66ZM96 80V81H97ZM113 80V79H112ZM168 80V79H167ZM40 81V80H39ZM39 81H36V83L38 82V88L42 87L43 84L40 83ZM95 81V80H94ZM114 81V80H113ZM117 81V83H114V91L116 92V94L118 93V95L122 98L123 96V92H124V84L122 81L120 80H115V82ZM120 81V82H118ZM132 81V80H131ZM130 81V82H131ZM27 82V81H26ZM61 82H62V79H61ZM66 81H64V85ZM81 82V83H80ZM100 82V81H98ZM104 82V81H103ZM122 82V83H121ZM217 82V81H216ZM35 83V82H34ZM68 81H67V84L69 85ZM129 83V82H128ZM132 83V82H131ZM62 84V83H61ZM94 83H92V86H93ZM98 84V83H97ZM96 84V85H97ZM167 84V83H166ZM46 84H44L45 86ZM63 85V84H62ZM82 86L80 87L79 89V86ZM104 85V84H103ZM208 85V84H207ZM223 85V84H221ZM7 86V85H6ZM37 86V85H36ZM78 86V88H77ZM95 86V85H94ZM164 86V85H163ZM167 86V85H166ZM204 86V85H203ZM29 87V86H28ZM65 87V86H64ZM98 87V86H97ZM174 87V86H173ZM4 88V87H3ZM6 89L9 87H5ZM15 88V87H14ZM13 88V89H14ZM82 88V89H81ZM87 88V87H86ZM87 88V89H88ZM100 88V92L102 91V86L101 87H98ZM165 88V87H164ZM168 88V86H167ZM177 88V87H176ZM11 89V88H10ZM9 89V90H10ZM12 89V90H13ZM31 89V88H30ZM79 89V91H77ZM1 90V89H0ZM5 91V89H3ZM3 90L1 91V93L3 92ZM9 90H6V96H10V93L7 92ZM40 90V89H38ZM44 90V89H43ZM170 90V89H169ZM221 90V89H220ZM32 91V89L30 90ZM42 91V89L40 90ZM47 91V90H46ZM75 93H72L74 92ZM95 91V90H94ZM171 91V90H170ZM172 91H175L176 90H172ZM226 91V90H225ZM12 92V91H11ZM19 92V91H18ZM52 92V91H51ZM77 92V93H76ZM165 92V91H164ZM223 92V91H222ZM38 93V92H37ZM36 93V95H38ZM42 93V92H41ZM39 93V94H41ZM44 93V91H43ZM54 93V91H53ZM31 95L35 94L32 92L30 93ZM47 95H49L48 93H46ZM93 94V95H92ZM171 96L169 97L170 99L169 100H172V95H173V92L169 93ZM13 95V94H12ZM43 95V94H42ZM55 95V94H53ZM59 95V94H58ZM57 95V96H58ZM125 95V94H124ZM2 96V95H1ZM8 96L6 97V99L10 100V98H8ZM18 96H19V93H18ZM21 96V95H20ZM41 96V95H39ZM45 96V95H44ZM50 96V95H49ZM87 96V97H86ZM99 96V95H98ZM101 96H103V94H101ZM3 97V96H2ZM0 97V98H2ZM5 97V96H4ZM30 97V96H29ZM33 97V96H31ZM37 97V96H36ZM35 97V98H36ZM60 97V96H59ZM58 97V98H59ZM20 98V97H19ZM39 98V97H38ZM42 98V97H41ZM50 98V97H49ZM95 98V96H94ZM120 98V99H121ZM5 99V98H3ZM5 99V100H6ZM55 99V100H54ZM100 99V96L98 98V100ZM106 99V98H105ZM119 99V100H120ZM233 99V98H231ZM252 99H255L257 102H258V106H259V110H256L252 104ZM7 101L8 103L10 101ZM31 100H33L31 98ZM39 100V99H38ZM50 100V99H49ZM52 100V99H51ZM53 100L55 103V101L57 100L56 97H53ZM61 100V98H59V100H57V106H56V109L58 110V103L59 101ZM101 100V99H100ZM99 100V101H100ZM178 100V99H177ZM230 100V99H229ZM227 100V101H229ZM40 101V100H39ZM38 101V102H39ZM124 101V99H123ZM231 101V100H230ZM36 102V101H35ZM65 102V101H64ZM84 102V101H83ZM92 102V101H91ZM96 102V101H95ZM121 102V101H120ZM125 102V101H124ZM179 102V101H178ZM223 102V101H222ZM6 103V101H5ZM61 103V101H60ZM66 103V102H65ZM110 103V104H108ZM126 103V102H125ZM226 103V102H225ZM229 103V102H228ZM232 103V101H231ZM39 104V103H38ZM62 108L64 107V105L66 106V104L63 103L62 101ZM122 104V103H121ZM179 104V103H178ZM192 104V103H191ZM25 105V104H24ZM56 105V104H54ZM61 105V104H60ZM81 105V104H79ZM98 105V104H97ZM96 105V106H97ZM224 105V104H223ZM229 105V104H228ZM5 106V105H4ZM3 106V107H4ZM26 106V105H25ZM23 106V107H25ZM82 106V105H81ZM92 106V107H91ZM134 106V105H133ZM132 105L129 106L128 108V112H132L133 113V119L135 120L137 117L138 119L140 118V120H145L144 123L141 122V124H145L146 125V121L148 120V124L151 122L149 121L150 118H148V115L149 113L146 112V110L144 109L143 107V110L141 112H139L138 108H137V111H136V108L135 109H132L133 107ZM152 106V105H151ZM7 107V106H5ZM27 107V106H26ZM53 107V106H52ZM55 107V106H54ZM60 107V106H59ZM60 107V108H61ZM68 107V105H67ZM65 107V108H67ZM109 107V108H108ZM187 107V106H186ZM227 107V106H226ZM29 108V107H27ZM26 108V109H27ZM45 108V107H44ZM48 108V107H47ZM51 108V107H50ZM109 110H107V109ZM125 107H123L124 109ZM142 108V106H141ZM146 108V107H145ZM148 108V107H147ZM196 108V107H195ZM6 109H9L8 107ZM25 110V108H23ZM22 109V110H23ZM83 109H84V106H83ZM101 109V110H102ZM140 109V108H139ZM150 109V108H149ZM20 111L21 114L24 113V111ZM30 110V109H29ZM28 110V113L30 112ZM61 109H59L60 111ZM63 110V109H62ZM65 110V109H64ZM63 110V111H64ZM97 110V109H96ZM100 110V109H99ZM233 110V109H232ZM8 111V110H7ZM10 111V109H9ZM48 111V110H47ZM56 111V110H54ZM66 111H69V110H66ZM65 111V112H66ZM108 111V116H106V113ZM14 112V111H13ZM23 112V113H22ZM27 112V111H26ZM50 112V111H49ZM62 112V111H61ZM127 112V113H128ZM19 113V112H18ZM17 113V114H18ZM64 113V112H63ZM69 113V112H68ZM88 113V112H87ZM129 113V114H130ZM148 113V114H147ZM152 113V112H151ZM233 113V114H234ZM15 114V113H13ZM25 114V113H24ZM31 114V113H30ZM33 114V112H32ZM49 114V113H47ZM60 114V113H59ZM20 115V113H19ZM29 114H27L28 116ZM34 115V114H33ZM50 115V114H49ZM56 115V113H55ZM65 115H67V112L65 113ZM98 115V114H97ZM151 115V114H150ZM11 116H12V113H11ZM26 116V115H25ZM38 116V115H37ZM68 116V115H67ZM91 116V115H90ZM129 116H132L131 114ZM207 116V115H206ZM14 117V116H13ZM22 117V116H21ZM33 117V116H32ZM50 117V116H49ZM63 117V115H62ZM106 117H107V122H103L104 119L106 120ZM153 117V116H152ZM160 117V115L158 116ZM182 117V116H181ZM29 118V117H28ZM31 118V117H30ZM29 118V120H30ZM61 118V117H60ZM59 118V119H60ZM64 118H66L64 116ZM131 118V117H130ZM210 118V117H209ZM18 119H19V116H18ZM22 123L24 122V118L22 117ZM27 119V117L25 118V120ZM52 119V118H50ZM55 119V118H53ZM83 119V118H82ZM132 119V118H131ZM137 119V120H138ZM197 119V118H196ZM33 120V119H32ZM35 120V119H34ZM38 120V118H37ZM62 120V119H60ZM68 120H71L70 117L68 118ZM90 120V119H89ZM130 120V119H129ZM133 120V121H134ZM28 121V119H27ZM36 121V120H35ZM56 121V120H55ZM59 121V120H57ZM67 121V120H66ZM65 121V123H66ZM199 121V120H198ZM210 121V119H209ZM20 122V121H19ZM29 122V121H28ZM34 122V121H33ZM42 122V121H41ZM40 122V123H41ZM62 122V121H61ZM61 122H59V126L61 125ZM70 122V121H69ZM27 123V122H25ZM46 123V121H45ZM54 123V122H53ZM52 123V124H53ZM57 123V122H56ZM56 123L54 124L55 126ZM71 123V124H70ZM69 123V130H73V127H74V123L73 121L71 120V122ZM176 123V122H175ZM184 123V122H183ZM29 124V123H28ZM39 124V123H38ZM38 124H36L38 126ZM43 124V123H42ZM138 122H137V126H138ZM182 124V123H181ZM35 125V124H34ZM45 125V124H44ZM44 125H42L44 127ZM48 125V124H47ZM45 125V126H47ZM64 125V124H62ZM128 125V124H127ZM152 125V124H151ZM235 125V124H234ZM23 126H24V123H23ZM27 126V125H26ZM36 128H39L41 126H38ZM126 126V125H125ZM132 126V125H131ZM148 126V125H147ZM177 126V125H176ZM21 127H22V124H21ZM30 127V125H29ZM50 127V126H49ZM54 127V126H53ZM63 127V126H62ZM135 127H136V124H135ZM157 127V128H156ZM204 127V126H203ZM236 127V126H235ZM28 126L25 128L27 129ZM35 128V126H34ZM35 128V129H36ZM42 128V127H40ZM61 128V126H60ZM137 128V129H138ZM234 128V126H233ZM63 129V128H62ZM150 129V128H149ZM199 129V127H198ZM29 130V129H28ZM27 130V131H28ZM37 130V129H36ZM56 130V129H55ZM65 130V129H64ZM63 130V131H64ZM68 130V129H67ZM188 130V129H187ZM230 130V129H229ZM30 131V130H29ZM35 131V130H33ZM32 131V132H33ZM45 131H46V128H45ZM237 131V130H236ZM31 132V133H32ZM42 132V130H41ZM66 132V131H64ZM182 132V131H181ZM4 133V132H2ZM7 133V132H6ZM36 132H33V135H36L34 134ZM67 133V132H66ZM222 133V132H221ZM37 134H38V131H37ZM40 134V133H39ZM45 134V133H44ZM69 134V133H68ZM164 134H167L165 136H163ZM191 134V133H190ZM5 135V134H4ZM11 136L12 134H8V136ZM60 135V134H59ZM76 135V134H75ZM42 136V135H41ZM67 136V135H66ZM145 136V135H144ZM220 136V135H219ZM233 136V135H232ZM236 136V138H237ZM3 137V136H2ZM7 137V136H6ZM13 137V136H12ZM48 137V135H47ZM229 137V136H228ZM16 138V137H15ZM50 138V137H48ZM76 138V137H75ZM155 138V139H154ZM160 138H162L161 140H159ZM171 138V139H170ZM226 138V137H225ZM2 139V138H1ZM8 139V138H6ZM219 139V138H218ZM4 140V139H3ZM12 140H15L16 139H12ZM78 140V138H77ZM192 140V139H191ZM6 141V140H5ZM10 141V140H9ZM18 141V139H17ZM16 141V142H17ZM135 141H138L137 144H134ZM180 141V140H179ZM220 141V140H219ZM22 142V141H21ZM20 142V143H21ZM76 142V141H75ZM133 142V144L135 146H133V144H131ZM196 142V143H197ZM15 143V142H14ZM19 143V142H17ZM19 143V144H20ZM24 143V142H22ZM125 143V144H124ZM9 144V142H8ZM13 144V143H12ZM18 144V145H19ZM25 144V143H24ZM194 144V143H193ZM15 145V144H13ZM17 145V144H16ZM15 145V147H16ZM230 145V143H229ZM5 146V145H4ZM22 147H24L22 144H21ZM92 146V145H91ZM195 146V145H194ZM14 147V146H13ZM12 147V148H13ZM26 147V146H25ZM24 147V148H25ZM74 147V146H73ZM94 147V146H93ZM131 148L132 150H136V155H137V158H139V165L138 167L137 166H134L133 164L132 165H128L126 166L124 169L126 171H124L123 169V165L125 164L123 161L124 160H127L128 159V156H127V148ZM183 148V147H181ZM2 149V148H1ZM14 149V148H13ZM12 149V150H13ZM26 149V148H25ZM76 149V148H75ZM223 149V148H222ZM225 149V148H224ZM22 150V148H21ZM29 150V149H28ZM19 151V150H17ZM25 151V150H23ZM75 151L74 149L72 150V152ZM185 151V150H183ZM182 151V152H183ZM225 150H223L224 152ZM22 152V151H21ZM26 152H27V149H26ZM89 152H91L89 150ZM94 152V150H93ZM186 152V151H185ZM24 153V152H23ZM71 153V152H70ZM82 153V151H81ZM7 154V152H6ZM9 154V152H8ZM28 154V153H27ZM87 154V153H86ZM85 154V155H86ZM183 154V153H182ZM186 154V153H185ZM26 155V153H25ZM29 155V154H28ZM84 155V154H83ZM92 155V154H90ZM134 155V154H133ZM213 155V154H212ZM23 156V155H22ZM32 156V155H31ZM96 156V155H95ZM170 156V155H169ZM209 156V155H208ZM216 156V155H215ZM12 157V156H11ZM33 157V156H32ZM94 157V156H93ZM105 157V158H106ZM168 157V156H167ZM13 158V157H12ZM25 158V157H24ZM95 158V157H94ZM99 158V157H98ZM106 158V160H107ZM172 158V157H171ZM6 159V158H5ZM93 159V158H92ZM211 159V157H210ZM13 160V159H12ZM16 160V159H15ZM26 160V159H25ZM30 160V159H29ZM81 160V159H80ZM192 160V158H191ZM192 160V161H193ZM215 160H216V157H215ZM227 160V159H226ZM8 161V160H7ZM41 163H42V160H40ZM55 161V160H54ZM60 161V160H59ZM58 160L56 161L57 163L59 162ZM105 161V160H104ZM149 161V162H148ZM161 161V160H160ZM213 161H214V158H213ZM10 162V161H9ZM97 162V161H95ZM108 162V161H107ZM123 162L122 165H118V164H121ZM127 162V161H126ZM174 162V161H173ZM215 162V161H214ZM227 162V161H226ZM194 163V162H193ZM196 163V162H195ZM7 164V163H6ZM5 164V165H6ZM10 163H8L9 165ZM12 164V162H11ZM10 164V165H11ZM59 164V163H58ZM96 164V163H95ZM198 164V162L196 163ZM217 164V163H216ZM222 164V162H221ZM90 165V164H88ZM109 165V164H108ZM163 165V166H162ZM81 165H79L80 167ZM83 166V165H82ZM97 166V164H96ZM110 166V165H109ZM221 166V165H220ZM13 167L15 166H12V169ZM95 167V166H94ZM119 167H122L119 168ZM218 167V168H217ZM90 168V167H89ZM96 168V167H95ZM104 168V167H103ZM111 168V167H109ZM169 168V167H168ZM16 169V168H15ZM112 169V168H111ZM80 170V169H79ZM110 170V169H109ZM119 172H116L118 171ZM224 170V169H223ZM17 171V170H15ZM86 171V170H85ZM98 171L99 168H98ZM105 171V170H104ZM177 171V172H176ZM80 172H82L80 170ZM84 172V171H83ZM82 172V174H83ZM153 172H156L155 174ZM34 173V172H33ZM99 173V172H98ZM106 173V172H105ZM112 173V172H111ZM197 173V172H196ZM32 174V173H31ZM166 174L168 175H173L174 177L172 178H167ZM229 174V173H228ZM12 175V174H11ZM35 175V174H34ZM37 175V174H36ZM100 175V174H99ZM108 175V173H107ZM112 175V174H111ZM227 175V174H226ZM10 176V175H9ZM67 176V175H66ZM85 176V175H84ZM113 176V175H112ZM109 175V177H112ZM213 176V175H212ZM1 177V176H0ZM49 177V176H48ZM100 177V176H99ZM102 177V176H101ZM106 177V176H105ZM169 177V176H168ZM183 177V178H182ZM188 177V176H187ZM200 177V176H199ZM252 177L253 178V182H250L249 181V178ZM4 178V177H3ZM8 178V175L7 177ZM5 178V179H6ZM11 178V176H10ZM37 179V176L35 177ZM41 179V177H39ZM51 178V177H50ZM71 178V177H70ZM91 178V177H90ZM134 178V177H133ZM182 178V179H181ZM2 178H0V181H1ZM43 179V178H42ZM69 179V178H68ZM72 179V178H71ZM88 179V178H87ZM109 179H112V178H108ZM10 180V179H9ZM12 182H15L17 183V181H14V176L13 178L11 179ZM54 180V179H53ZM57 180V179H56ZM89 180V179H88ZM96 180V179H95ZM184 180V181H183ZM200 180V179H199ZM226 180V179H225ZM6 181H8L6 179ZM6 181L4 180V182L6 183ZM44 181V180H43ZM74 181V180H73ZM111 182V180H109ZM2 182V181H1ZM3 182V183H4ZM11 182V183H12ZM104 182V181H103ZM108 182V181H107ZM109 182V183H110ZM205 182V181H203ZM4 183V185H5ZM8 183V182H7ZM6 183V184H7ZM21 183H24V182H21ZM34 183V182H33ZM36 183V182H35ZM53 183V182H52ZM56 183V181H55ZM54 183V184H55ZM101 183H102V180H101ZM20 184V182H19ZM43 184V182H42ZM45 184V183H44ZM57 184V183H56ZM74 184V183H73ZM92 184V183H90ZM95 184V182L93 183ZM105 184V183H104ZM103 184V185H104ZM207 184V183H205ZM2 185V183H1ZM2 185V186H4ZM8 185V184H7ZM14 185V183H13ZM24 185H26V183H24ZM23 184H21V187L22 189ZM29 185V188H27V190L31 188V183L28 184ZM47 185V184H45ZM53 185V184H52ZM59 185V184H58ZM109 185V184H108ZM109 185V186H110ZM210 185V184H208ZM207 185V186H208ZM17 186H18V183H17ZM48 186V185H47ZM57 186V185H55ZM106 185H104V190L106 189L105 188ZM177 187L174 189V187ZM206 186V185H205ZM15 187V186H14ZM28 187V186H27ZM54 187V186H53ZM60 187V186H59ZM108 187V186H107ZM210 187H207V189L209 188V191H210ZM34 188H35V185H34ZM37 188V187H36ZM39 188V186H38ZM41 188V187H40ZM39 188V189H40ZM52 188V187H51ZM50 188V189H51ZM56 188V187H55ZM103 188V187H102ZM110 188L114 189L113 188V185L112 187L110 186ZM108 189L110 191H112V189ZM14 189V188H12ZM18 189V188H16ZM48 189V188H46ZM57 189V188H56ZM73 189V188H72ZM101 189V188H100ZM19 190V189H18ZM17 190V192H18ZM26 188H25V191H27ZM38 190V189H37ZM42 190V189H41ZM44 190V188H43ZM49 190V189H48ZM47 190V191H48ZM117 190V189H116ZM22 191V190H21ZM36 191V189H35ZM40 191V190H39ZM39 191H37V193L39 194ZM103 191V190H102ZM115 191V190H114ZM226 191H229L231 193V196L228 198L226 197L225 195V192ZM7 192V190H6ZM13 192V191H11ZM27 192H30V191H27ZM27 192H23L24 196ZM45 193V191H43ZM42 192V193H43ZM55 192H57L56 190H52V194L49 193L48 191V195H52L53 196H57V193L55 194ZM99 192V191H98ZM105 193V191H103ZM19 193V192H18ZM22 193V192H21ZM33 193V191H32ZM30 192V196L32 195L33 196V199L34 200V195ZM36 193V197L37 199H35V201L40 198H42L43 196H46V195H43L40 197L37 196L38 194ZM47 193V192H46ZM73 193V192H72ZM100 193V192H99ZM111 193V192H110ZM114 193V192H112ZM20 194V193H19ZM18 194V196H19ZM76 194V193H75ZM133 194V193H132ZM220 194V195H219ZM5 196L7 195L6 193L4 194ZM9 195V194H8ZM17 195V194H16ZM27 195V200H28V203H34V204H37L35 202H29V198L28 197V194ZM60 195H63L61 193H59V195L57 197H53L51 198V200L53 201L52 203L54 204V202H62V200L64 198H61ZM99 195V199H102L100 198L102 196V194H97ZM60 196V197H59ZM80 196V195H79ZM106 196V195H105ZM104 196V198H106ZM113 196V195H112ZM13 197V198H12ZM11 198L14 199L15 197L12 196ZM23 197V196H21ZM20 197V198H21ZM35 197V198H36ZM39 197V198H38ZM66 197V196H65ZM78 197V195H77ZM123 197V198H122ZM11 198H8L7 199H11ZM18 198V197H17ZM19 198V199H20ZM50 198V197H49ZM60 198V199H59ZM122 198V199H121ZM134 198H136V196H134ZM25 199H26V196H25ZM46 200V198H43V200ZM60 200V201H56V200ZM31 200V201H32ZM42 200V201H43ZM55 200V201H54ZM105 200V199H104ZM114 200V198H113ZM116 202H117V199H115ZM136 200V199H134ZM15 201V199L13 200V202ZM20 202V200H18ZM47 201V200H46ZM65 200H63L64 202ZM67 201V200H66ZM100 201V200H99ZM102 201V200H101ZM109 201V200H108ZM126 203H125V202ZM9 202V200H8ZM16 202V201H15ZM22 202V200H21ZM20 202V203H21ZM49 202V200H48ZM69 202V201H67ZM143 202V200H142ZM220 204H219V203ZM25 203V202H24ZM23 203V204H24ZM51 203V204H52ZM72 203V202H71ZM129 203V202H128ZM127 203V204H128ZM18 204V202H17ZM16 204V205H17ZM50 204V203H49ZM52 204V205H53ZM56 204V203H55ZM58 204V203H57ZM102 204V203H101ZM104 204H106V202H104ZM143 204V203H142ZM219 204V205H218ZM11 205V204H10ZM27 202H26V206H27ZM48 205V203H47ZM60 205V204H59ZM58 205V206H59ZM66 205V202L65 204ZM63 205V206H64ZM68 205V204H67ZM20 206V205H19ZM18 206V208H19ZM26 206H23L26 208ZM40 206V205H39ZM51 207V205H49ZM48 206V207H49ZM55 206V205H53ZM74 207L73 204L70 205V207ZM106 206V205H105ZM128 206V205H127ZM9 207V205H8ZM7 207V208H8ZM17 207V206H16ZM33 206H31V209H32ZM36 207V205L34 206ZM33 207V208H34ZM68 207V206H67ZM107 207H109V205H107ZM149 207V206H148ZM12 208V207H11ZM24 208V209H25ZM60 210L61 208H65L66 207H59ZM58 208V209H59ZM145 208V207H144ZM143 208V209H144ZM3 209V208H2ZM23 209V210H24ZM37 209V208H35ZM34 209V210H35ZM108 209V208H107ZM11 210V209H10ZM9 210V211H10ZM28 209H26L27 211ZM30 210V209H29ZM147 209H144V213L146 212ZM233 210V209H232ZM6 211V210H5ZM19 211V210H17ZM8 212V211H7ZM11 212V211H10ZM13 214L16 213L15 211H13ZM21 212V210H20ZM18 212V213H20ZM29 212V211H28ZM38 212V211H36ZM42 212V210H41ZM6 213V212H5ZM22 213V212H21ZM43 213V212H42ZM143 213V214H144ZM7 214H11V213H6ZM24 214H26L24 212ZM29 214H32V211L31 213H28V217H29ZM5 215V216H6ZM15 215L18 216V214L16 213ZM44 215V214H43ZM131 215V214H130ZM134 217H136V213L134 212L132 214ZM12 216V214H11ZM14 216V215H13ZM22 216V215H21ZM26 216V215H25ZM24 216V217H25ZM19 217V216H18ZM17 217V218H18ZM45 217V215H44ZM168 217V218H166ZM9 218V217H8ZM16 218V217H14ZM32 218V216H31ZM113 218V217H112ZM120 218V217H119ZM119 218H117V224L121 225V222L119 221ZM10 219V218H9ZM12 219V218H11ZM21 219V218H20ZM29 219V218H28ZM14 220V219H13ZM23 220V219H21ZM30 220V219H29ZM136 221V220H135ZM141 222V221H140ZM34 223V222H33ZM32 223V224H33ZM196 223H197V226H196ZM36 226L37 224L34 223ZM33 224V225H34ZM220 224V223H219ZM88 227H91L89 225L91 224H86ZM228 225V224H226ZM32 226V225H31ZM86 226V227H87ZM94 226V225H93ZM103 226V224H102ZM144 226V227H145ZM88 227H87V230H88ZM126 227V226H125ZM222 227V226H221ZM169 228H171V230L173 229L174 233L171 231L169 232ZM84 229V228H83ZM91 231H90V234L92 233V236H94V232H96V234H99V231H101L103 229L100 230V225H96L94 228H89ZM106 229L104 231L105 232H108L107 231V228H104ZM103 229V230H104ZM137 229V228H136ZM145 229V228H144ZM122 230V229H121ZM150 231H148L150 233ZM236 231V230H235ZM86 233V231H84ZM88 232V231H87ZM151 232V233H152ZM248 232L250 234V238H246V246L248 248L247 252L244 254V255H241L239 252L241 249H239L240 245H241V238L242 237H245V233ZM166 233V235H165ZM89 234V233H88ZM107 234V233H106ZM140 234V233H139ZM157 234V233H155ZM161 234V235H162ZM102 235V234H101ZM150 235V234H149ZM154 235V234H153ZM201 235V236H200ZM87 236V235H86ZM91 236V235H90ZM99 236H96V237H99ZM105 236V235H104ZM128 236V235H127ZM139 236V235H138ZM199 236V237H198ZM87 238V237H86ZM106 238V241H108V237L105 236L104 238L101 236V239L104 241ZM130 238V237H129ZM89 241H93V239L95 240V237H92L90 239V237L88 238ZM108 239V240H107ZM200 239V241H199ZM100 240V239H99ZM129 240V239H127ZM142 240V239H141ZM172 240V241H170ZM88 241V240H87ZM97 241V240H96ZM167 241V240H166ZM236 241V242H235ZM94 242V241H93ZM243 242V241H242ZM101 243V242H100ZM105 243V241H104ZM103 243V244H104ZM91 244V243H90ZM96 245V242L94 243ZM93 244V245H94ZM99 244V243H97ZM108 245H112L113 247H119L120 246H114V244H116V242L114 241V239L112 240L110 238V241L107 243ZM162 244V243H161ZM118 245V244H117ZM122 245V244H121ZM140 245V244H139ZM106 246V245H104ZM111 246V248H112ZM170 246V245H168ZM103 246L100 245V250L103 249L101 248ZM158 247V246H157ZM166 246H164L165 248ZM105 248V247H104ZM107 248V247H106ZM110 248V249H111ZM114 248V250H116ZM98 249V248H97ZM118 249V248H117ZM185 249V250H184ZM215 249V250H214ZM59 250V249H58ZM109 250V249H108ZM107 250V251H108ZM112 250V249H111ZM110 250V251H111ZM168 250V249H167ZM67 251V249H66ZM104 251V249H103ZM102 251V252H103ZM117 251V250H116ZM115 251V252H116ZM176 251V250H175ZM181 251V250H180ZM56 252V251H55ZM72 252V251H71ZM120 252V251H119ZM59 253V251H58ZM104 253H106L104 251ZM112 253V252H111ZM146 253V252H145ZM173 253V252H172ZM242 253V252H241ZM60 254V253H59ZM63 254V253H62ZM66 254V252H65ZM71 254V253H70ZM106 254H109L106 253ZM125 254V252H124ZM167 254V253H166ZM179 254V253H178ZM80 255V254H79ZM113 254H111V257H112ZM177 255V254H176ZM185 255V254H184ZM188 255L186 257H188ZM56 256H58L56 254ZM64 256V255H63ZM69 256V254H68ZM74 256V255H73ZM78 256V255H77ZM84 256V255H83ZM115 256V255H113ZM123 256V255H122ZM179 256V255H178ZM62 257V256H61ZM88 257V256H87ZM90 257V256H89ZM126 257V256H125ZM63 258V257H62ZM60 258V259H62ZM67 258V257H66ZM74 258V257H73ZM114 258V257H113ZM124 258V257H123ZM180 258V257H179ZM64 259V258H63ZM78 259V258H77ZM82 259V257H81ZM86 259V258H85ZM116 259V258H115ZM187 259V258H186ZM191 259V258H189ZM56 260V259H55ZM59 260V258H58ZM69 260V259H68ZM76 260V259H75ZM79 260V259H78ZM89 260V259H88ZM60 261V260H59ZM71 261V260H70ZM85 261V260H83ZM100 260H98L97 258L96 259H93L91 261L92 264H95L96 263H99V264H108L107 261H101L99 262ZM120 261V260H119ZM129 261V260H128ZM76 262V261H75ZM74 260H73V263H75ZM126 262V261H124ZM123 262V263H124ZM61 263V262H60ZM77 263V262H76ZM82 262L78 263V264H81ZM88 263V262H87ZM56 264V263H55ZM62 264V263H61ZM64 264V263H63ZM127 264V263H126Z\"/></svg>",
  "mask_w": 264,
  "mask_h": 264
}]
</instances>
